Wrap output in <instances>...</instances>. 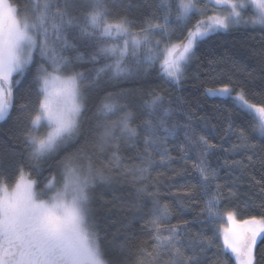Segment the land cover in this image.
<instances>
[{
	"label": "snow or ice",
	"instance_id": "6c2138e0",
	"mask_svg": "<svg viewBox=\"0 0 264 264\" xmlns=\"http://www.w3.org/2000/svg\"><path fill=\"white\" fill-rule=\"evenodd\" d=\"M145 3L148 11L137 22L124 0H0V121L18 111L28 166L37 175L44 165L58 169L41 185L18 165L10 183L3 165L14 154L0 147V264H208L217 239L223 264L232 258L264 264V253L258 259L264 175H248L256 191L243 195L245 207L258 215L238 219L233 205L244 174L264 170V103L250 102L243 87L236 92L250 128L240 127L239 142L226 149L244 157L225 161L241 174L221 183L207 158L222 145L197 132L183 98L125 87L153 73L181 85L193 63L201 67V43L242 24L264 30V0ZM209 66L210 73L237 67L227 54ZM259 72L264 78V60ZM206 91L232 96L234 89L225 83ZM193 152L198 184L170 195L203 201L195 232L193 221L171 223L174 210L160 192L163 174L153 175ZM141 220L151 227V246L139 241L133 247L134 224Z\"/></svg>",
	"mask_w": 264,
	"mask_h": 264
},
{
	"label": "trees",
	"instance_id": "16d2710c",
	"mask_svg": "<svg viewBox=\"0 0 264 264\" xmlns=\"http://www.w3.org/2000/svg\"><path fill=\"white\" fill-rule=\"evenodd\" d=\"M20 2L23 3V0H20ZM124 4L130 16L136 18L137 22H139L141 13L148 11L145 0H124ZM225 54L231 58V61L235 62L237 67L229 70L230 66H221L216 73H210L209 61L218 59ZM196 55L201 67L197 70V63H193L186 74V79L179 86L166 82L162 77L153 73L135 84H126L125 87H135L144 91L152 89L163 90L167 96L172 97L174 100L176 97L183 98L186 108H190L195 114L197 132L203 129L210 143L218 146L222 145V148L218 147L216 150H213L207 159L211 166L218 170L220 182L223 183L230 176L241 174L239 170L227 167L225 161L231 163L233 160H240L244 157L240 153L228 152L226 149H229L232 144L239 142L237 132L240 127L250 128L249 121L251 117L245 115L236 100L232 97L210 95L206 90L209 88H219L223 84L229 83L234 89L232 95L234 98L236 92H239L241 87H243L246 98L250 102L257 104L264 103V78L261 77L259 72L260 63L264 60V30L259 26H246L242 24L226 32H219L212 36L209 41L201 43ZM253 69H256V71L253 72ZM249 73H252V75L250 76ZM30 80L31 76L21 86V93L27 88ZM20 115L18 111L13 109L6 121H0V147H7L14 154L10 159L6 158L3 171L7 174V179L11 183L15 178L17 166L22 165L25 174H30L33 179H37L42 185L47 182L46 178H50L51 174H57L58 169L55 166L48 168L47 165H44L45 170L40 175H37L28 166V150L21 143L24 126L17 124V118ZM230 123L233 125L231 133L228 131ZM205 124L207 125L206 128ZM44 130L41 129V132ZM182 137L183 133H181ZM176 143L177 141H173L170 144V147L174 148L173 155H177L178 152V149H175ZM198 159L199 157L193 152L186 162L184 160H177L175 163L153 172L154 176L157 172L163 174L160 177V192L161 196L166 198V202L174 210V218L171 220V223L176 224L181 220L193 221L191 227L193 232L200 230V223L197 222V217L203 208V201L199 197H197L198 203L181 201L172 197L170 192H177L187 186L198 184L199 175L193 167V164ZM248 175H254L256 179H260L261 175H264V170L257 167L254 173L249 170L248 173L244 174L245 180L240 189L242 196L240 199L233 201V205L238 206L240 209L238 219L259 214L258 209L249 210L245 207L243 195L256 191L255 189H249L247 184ZM57 179H59L58 175ZM256 203L259 204V200ZM199 219L203 220L204 217L199 216ZM141 225H145V227L141 228ZM211 227L215 231L217 225H212ZM134 232L135 235L132 238L133 247L139 241H147L149 246H151V227L146 225V220L135 223ZM207 234L211 236L212 232H208ZM222 244V239L215 241V246L207 253L208 264H223L224 257L220 256L217 258L216 255L222 251ZM260 253H264V243H258V259ZM228 264H235L234 258L229 259Z\"/></svg>",
	"mask_w": 264,
	"mask_h": 264
},
{
	"label": "rangeland",
	"instance_id": "374dc122",
	"mask_svg": "<svg viewBox=\"0 0 264 264\" xmlns=\"http://www.w3.org/2000/svg\"><path fill=\"white\" fill-rule=\"evenodd\" d=\"M221 32H226V31H221ZM233 95V94H232ZM217 96H219V95H217ZM223 97H228V96H223ZM229 97H232L234 100H235V98L233 97V96H229ZM237 102V101H236ZM238 103V102H237ZM224 226H227V224H226V222L224 223Z\"/></svg>",
	"mask_w": 264,
	"mask_h": 264
}]
</instances>
